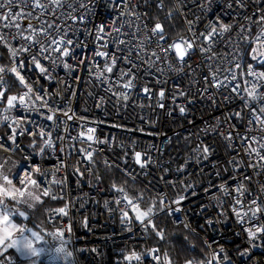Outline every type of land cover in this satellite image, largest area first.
Instances as JSON below:
<instances>
[{
  "label": "snow or ice",
  "instance_id": "1",
  "mask_svg": "<svg viewBox=\"0 0 264 264\" xmlns=\"http://www.w3.org/2000/svg\"><path fill=\"white\" fill-rule=\"evenodd\" d=\"M143 2L147 3L148 0ZM250 4L255 6V10L251 13L246 11ZM100 5L115 14L111 20V28L108 24L89 28L96 14V8ZM156 7L166 11L165 22L175 20L179 15L185 22L183 32L177 31L174 37L170 36L165 31V23L159 18H154L155 22L149 28L144 22L149 18L147 13H137L130 7V0H123V3L121 0H0V47L7 49L10 61L9 64H0V125L11 129L7 137L11 143L6 146V142L0 137V151L6 153L19 151L23 153L22 159L25 162V166L21 168L20 163L13 161L11 156L6 159L0 157V246H3L5 251L15 248L26 258H39L45 252V249L35 247L33 240L24 235L26 231L31 232V236L39 242L43 240L40 233L17 222V218L29 220L30 216L35 215L38 202L43 203L41 197L53 202L64 201L63 206L51 207L49 211L58 217H67L66 222L69 224L67 231H71L73 224L69 210L76 211L78 207L83 208L82 198H78L80 200L78 206L77 201L68 197L67 176L58 175L62 169L67 171L69 162L65 161L64 155H70L67 147L73 146L60 147L53 140V133L59 132L66 126V122L61 117L84 121L83 117L75 116L71 107V97L77 94L74 86L79 78L72 77L69 82L57 74V69L62 68L66 76H71L81 67H86L90 76H95L96 80L106 85L105 93H111V96L116 97L115 101L108 97L107 102L113 103L114 107L119 105L120 108L125 109L130 106L141 108L145 106L137 104L134 98L138 82L142 78L143 67L144 75L151 76L153 82L161 87L158 91H153L150 82H146L139 90L142 98L154 101L155 107L164 108L163 101L167 98V94L182 117L186 115L187 108L178 101L187 97V103L194 102L191 85L203 83L204 87L198 90L197 95L202 99L210 97L215 105L217 93L210 92L209 89L213 86L217 89H226L228 85L225 81L238 80L235 71L238 69L243 87L239 82L236 83L221 103L224 101L231 103L239 99L242 106L229 109L222 121L221 118H217L214 125H206L200 130L205 135L212 132L221 136L225 141V148L235 153L227 161L229 167L220 168L217 162L210 161L216 148L213 144L205 143L197 135L196 145L191 149L190 155L174 171L178 177L185 174L191 177L193 174L187 169L192 163L197 165L198 174L204 176V168L200 165L204 162L212 163L213 168L217 169L215 175L220 182L214 184L211 180L208 181L203 193L209 203L201 204L197 214L203 216L207 208L215 207L216 216L205 217V225L212 228L214 223H226L231 212L234 222L241 230L235 235L243 236L247 245V247L237 246L236 253L246 261V264L248 261H253V253L257 249H264V71H258L255 65L245 62V56L250 54L251 59L257 64L264 65V51H261L264 49V0H174L171 9L167 10L165 0H156ZM225 15L231 18V22H223ZM49 16L51 19H48ZM126 16L133 18L125 19ZM189 16L195 19H190ZM202 18H206L207 23L202 30L197 31L196 23ZM25 21L27 23H24ZM126 26L134 30L124 33L122 30ZM234 28L238 29L235 34H233ZM253 28L259 31L253 33ZM53 30L56 35L53 34ZM77 33L92 37L96 46L91 55L87 53L89 41L82 40ZM112 33L116 35L111 40L114 50L110 52L106 38ZM140 33H144V36L133 44ZM121 35H130L131 39H120ZM70 36L76 38L72 39ZM153 43L156 48L148 53L146 50L151 48ZM241 43L250 51L246 52L245 48L241 47ZM77 48L81 49L79 57L76 55ZM197 53L201 59L196 64V68L206 70L201 79L190 80L187 89L182 88L178 83L173 86L175 91L167 87L168 73L177 74L178 79L187 77L189 71L195 75V69L187 58ZM97 57L100 59L98 60ZM2 58L3 54L0 53V59ZM137 60L139 63L136 62ZM118 62L126 64L127 67L117 68ZM29 73H36V79L34 80ZM181 73L183 76H180ZM8 74L13 76L15 85L24 89L22 93L7 94L11 87L6 79ZM40 79L64 86L51 93L53 97L51 103L50 94L44 85L40 84ZM114 87L123 91H114ZM65 92L70 95L65 96ZM99 100L100 104L97 106L102 107L106 98L101 96ZM129 101L132 102L131 105ZM37 102H39L38 106ZM41 109H46V113ZM117 110L119 111V108ZM14 111L35 112L41 120H32L26 116L14 117L12 115ZM168 115L171 116L172 112L169 111ZM140 119L144 121L145 117ZM233 120L236 123H233ZM221 122L228 129L226 133L220 131ZM88 123V121L80 123L81 131L70 138L81 145H86L75 151L91 165L95 163L93 154L98 151L93 148V144H103L105 140L96 137V128L89 127ZM111 126L123 131L151 134L145 133L143 127L128 129L115 123ZM241 127L243 131L239 130ZM191 135L185 137L189 142ZM25 136L31 137L27 145L29 151L26 153L19 143V138ZM114 139L115 137H108L106 141L111 145ZM56 140L63 143L65 136L57 135ZM119 146L126 147L123 144ZM135 146L136 143L133 141L130 147L134 150ZM49 154L55 155L59 161L50 169H44L40 164L31 162L34 157L45 159ZM127 154L125 151L123 156L126 157ZM141 156V152L134 151L135 164L144 169L151 163V159L146 158L142 161ZM144 156L147 157L146 152ZM127 163L128 160L123 159V164L127 165ZM80 164L81 161L78 160L77 165ZM104 164L109 170L115 168L124 175L131 176L133 180L136 178L135 169L122 168L115 160L105 159ZM90 171L91 169L87 167L72 166V174L77 177V187L83 185L84 178ZM168 171L170 170L165 169V174ZM228 172H231V175L225 179L222 173ZM159 179L163 180L165 185L177 189L174 198L169 199L166 194L157 191L156 184L152 182H150L151 188L145 186L142 191L128 188L126 182L118 186V182L115 181L107 189L114 193V196L111 200L106 199L104 206L111 213H120L119 222L122 230L132 232L135 227H139L145 245L150 236L155 238L156 246H145L141 251L132 249L123 255L124 264H145L146 261L147 264H174V257L167 250L163 252L160 250L161 242L167 240L165 230L160 228L157 222L161 214L172 218L178 213L186 215L191 211L182 205L189 196L198 195L196 189L199 185L185 182L183 179L169 181L164 175ZM96 180L98 186L100 178L96 177ZM36 192L39 195L35 194ZM66 197L68 198L65 199ZM113 204L115 207H112ZM173 222L183 224L189 232L195 231L184 220H173ZM81 223L87 226L88 218L82 216ZM64 234L59 230L54 233L57 236ZM213 244L217 247L213 248ZM205 247L209 250L208 254L201 255L199 260L187 259L185 264H234L233 257L219 246L218 241L214 240L211 243L205 241ZM190 250H194V246ZM90 251L95 252L96 249ZM56 252L64 253L65 250L60 247ZM2 255L0 253V256ZM66 255L70 257L72 253L67 252ZM0 264H3V260H0ZM32 264L36 262L32 261ZM253 264H264V260H255Z\"/></svg>",
  "mask_w": 264,
  "mask_h": 264
},
{
  "label": "built area",
  "instance_id": "2",
  "mask_svg": "<svg viewBox=\"0 0 264 264\" xmlns=\"http://www.w3.org/2000/svg\"><path fill=\"white\" fill-rule=\"evenodd\" d=\"M171 1V6L173 5L174 0ZM123 3V0H121ZM149 2L153 3V6L156 7V0H148L147 3H144L143 0H130V7L134 8L137 13H147L149 17L144 22L147 23L148 27L151 28L155 22L152 19L149 12ZM166 4V3H165ZM159 12H166L157 9ZM167 10V6H166ZM187 11V9H184ZM255 10L254 5H249L246 9L249 13ZM166 14V13H165ZM199 15V13H197ZM114 13L107 10L103 5H100L96 8V14L93 17V22L89 25V28H93V26H99L101 24H108V27L111 28V20L114 17ZM165 16V15H164ZM133 17H125V19H130ZM190 19H195V17L189 16ZM51 19V16L48 17ZM177 19L181 22L182 31L184 29V20L177 15ZM160 20V19H159ZM162 22V20H160ZM35 21H33L34 23ZM223 22L229 23L231 22V18L227 15L223 17ZM24 23H27L25 21ZM71 23V21H69ZM207 23L206 18H202L196 23V30H202ZM79 27V25H77ZM134 29H129L127 26L122 30L124 33H129ZM238 29H233V34ZM253 33L259 31L257 28L252 29ZM53 34L56 35L55 30H53ZM115 33L108 36L106 39L109 42L108 51L114 50V45L111 44V40ZM77 36H80L82 40L86 39L89 41L87 47V53L91 55L94 47L96 46L93 42L92 37L83 35L82 33H77ZM144 36V33H140L139 37L136 41H133V44L139 42V39ZM174 37V36H173ZM70 38L75 39V36H70ZM120 39L130 40V35H121ZM15 44V41H13ZM121 47H124L121 45ZM241 47L245 48L246 52L250 50L247 46L241 43ZM255 47V45H253ZM156 45L153 43L151 48H148L146 51L150 53L152 49H155ZM261 51H264L262 49ZM0 53L3 54V58L0 59V64H9L8 60V51L6 48L0 47ZM81 53V49H76V55L79 57ZM244 55V53H241ZM135 58V54H134ZM99 60L100 58L97 57ZM189 63L195 69V75L191 71H189V75L183 79H178L177 74L168 73V85L167 87L172 88L174 84L178 83L182 88L187 89L189 85V81L192 79L200 80L201 76L206 73V70H202L200 68H196V64L201 59L199 53L196 55H192L187 58ZM70 63H75V61H69ZM102 62V61H101ZM139 63V60L136 61ZM245 62L251 63L257 67L258 71H264V65L257 64L256 61L251 59V55L245 56ZM160 67H164V65H159ZM119 67H127L126 64L117 63V68ZM237 72L238 80L237 81H225V84L228 85L226 89H217L216 87H211L209 89L210 92L217 93L216 95V104L214 105L211 102V98H201L197 95L199 89L204 87L203 83H198L191 85L192 94L195 97L193 103H187V97L181 98L178 103L186 106L187 113L185 116H180L178 108L175 107L172 103V99L170 96L166 94V99L163 101L164 108H159L154 106V101L145 100L142 98V94L140 93V88H142L146 82H150V87L153 91H158L161 87L153 82V78L151 76H145L143 67L141 69V79L138 82L136 92L134 93V98L136 99L137 104L145 105L143 108L141 107H133L130 106L128 108H120L119 105L116 107L113 106V103L107 102V98L111 97L112 101L116 100L115 96H111V93H105L104 88L106 85L101 84L100 81L95 79V76H90L89 71L86 67H81L77 71L73 72L71 76H66L65 71L60 68L57 69V74L59 77L64 78L71 82L72 77H78L79 79L76 81L74 86L76 95L71 97L72 103L71 107L74 110L76 117H83L84 121H88L89 127L96 128V137L100 140H105V143L93 144V148L97 149V152L93 154L94 164L89 165L87 160L84 159L81 154L75 151V149L80 147H86V145L79 144L78 141L72 140L70 137H75L81 128L79 127L80 123L84 121L81 120H67L64 117H61L62 120L66 122V126L62 127L59 132L53 133V140L56 141V144L60 147H67L69 145L73 147H67L68 153L70 155L65 154L64 159L66 162H69V167L67 171L61 170L58 175L67 176L68 178V197H70L73 201H77V205L79 206L80 200L78 198H82L83 200V208H79L76 211L69 210V215L73 219V224L71 226V231H67L69 228V224L66 222L67 217H58L49 211L51 207H60L63 206L64 201L57 200L55 202L49 201L46 198L47 204L44 206L43 212L46 219V236L51 243V251L48 255H46L42 259L43 264H124L123 255L127 254L130 250L136 249L137 251H141L145 246L153 247L156 245H152L150 243V239L148 238L147 245H145L144 237L141 235L139 227H135L132 232L127 230H122V225L119 222L120 213H111L104 206V201L113 199L114 193L107 191L110 186L105 185L103 177L96 173V168L98 164H104V160H115L117 164H120L122 168L126 169H135V180L132 179L131 176L122 175L126 179L127 182L135 184L138 186V191H142L145 186L149 188L152 187L153 184H156V190L160 193L166 194L169 199L174 198L177 189H173L171 185H165L163 180L159 178L164 175V178L169 181H178V179H183L185 182H192L198 184L199 187L196 189L198 195L189 196V198L183 202L182 207L185 209H191L188 211L186 215L182 213L176 214V216L169 218L171 223L177 227H183V224L174 223L173 220H184L189 223L191 227L195 230L194 232H189L192 236L199 238L204 244L205 241L211 243L212 241H218L219 246H222L226 252L233 257L234 264H246L244 259H241L236 253V247H247L244 243L243 236H237L235 233L240 232V227L238 224L234 222V218L232 217L231 212L228 214V219L226 223H214L212 228H208L205 225V217H215L217 209L215 207H209L206 209L205 214L203 216L198 215L199 206L201 204H208L209 200L203 193V188L207 186L208 181L211 180L212 183L218 184L219 178L216 177L215 171L217 169L213 168L212 163L204 162V164L200 165V167L204 168V176H200L197 172V165L190 163L187 171L191 172L193 175L190 177L187 174L182 177H178V174L174 171L177 167L182 165L185 159L191 153V149L195 147L197 142V135L200 139H203L207 144H213L216 148L215 153L210 157V161L217 162L220 168L229 167L227 165V161L235 155V153L225 148V141L223 138L216 133L209 132L205 135L201 129H203L206 125H214L217 121V118H221V121L224 117L227 116L229 109H236L241 105V101L236 99L229 103L228 101H221L225 96L229 95L231 92V88L236 84L240 83L241 87H243L242 81L240 80L239 70H235ZM115 73V69H114ZM36 79V73H29ZM183 76V73L180 74ZM223 78V77H221ZM6 79L8 80L9 85L11 87L8 89V95H16L18 93H22L24 89L20 88L18 85H15L13 82V76L11 74L6 75ZM164 79V77H161ZM40 84L44 85L45 89L49 92V102L53 97H51V93L57 91L58 88H63L62 84H57L55 82L48 83L47 81L40 79ZM17 87L16 92H11L12 89ZM114 91H123V89H119L114 87ZM92 94L91 96L89 94ZM65 96H69L70 93L65 92ZM233 95H235L233 93ZM104 96L106 98V102L102 107H98L100 104L99 97ZM55 99H59V97H55ZM131 101L129 104L131 105ZM39 102H37V106ZM119 108V111L117 110ZM42 112L46 113V109H41ZM171 111L172 115L169 116L168 112ZM12 115L15 116H26L32 120H41V117L35 113L29 112H13ZM140 117H145V120L142 121ZM192 123H189V122ZM95 122V123H91ZM236 123L235 120L232 121ZM51 124V122H48ZM115 123L116 125H123L128 129L133 128H141L145 129V133L142 134L138 131L128 132L123 131L119 128L112 127L111 125ZM28 127V125H25ZM243 131L241 127L239 129ZM220 131L227 132L228 129L221 122ZM11 129L0 125V137H2L3 141L6 142V146L11 142L7 140L8 135H10ZM191 135V141L185 139ZM57 135L65 136V141L61 143L56 140ZM108 137H115L112 144L109 145L106 141ZM171 138V139H169ZM31 137H20L19 143L21 144L24 152L29 151L27 145L29 144ZM135 141L136 146L133 150L130 145ZM125 145V148H121L119 145ZM154 145V147H152ZM127 151V156L124 157L123 153ZM134 151L141 152L142 161L146 158L151 159V163L147 165L146 168L141 169L139 165L134 162ZM147 153V157L144 156V153ZM16 158L17 162L20 163L21 168L25 166V162L22 159L23 153L19 151H13L7 153ZM123 159H127V165L123 164ZM80 160L81 164L77 165V161ZM32 163H38L44 169H50L52 165L58 164L59 161L56 159V156L53 154H49L45 159H41L40 157H34L31 161ZM72 166L77 167H87L90 168L91 171L86 174L84 178V183L81 187H77V177L72 174ZM165 169H169L166 174L164 172ZM222 175L227 178L228 175H231V172L222 173ZM96 177L100 178L99 185L97 186ZM155 193H153L154 195ZM66 197L65 199H67ZM112 207H115L113 204ZM143 207V205H142ZM82 216L84 218H88V224L85 226L81 223ZM204 227H201V226ZM184 228V227H183ZM185 229V228H184ZM62 231L65 234L63 236L54 235L57 231ZM186 230V229H185ZM63 247L64 253H57L56 249ZM217 245L213 244V248H216ZM95 248L96 251L92 252L90 249ZM207 249V248H206ZM209 250L207 249V252ZM71 252L72 256H67L66 253ZM255 260H264V249H257L253 253V261H248L247 264H253ZM147 264V261L145 262Z\"/></svg>",
  "mask_w": 264,
  "mask_h": 264
},
{
  "label": "trees",
  "instance_id": "3",
  "mask_svg": "<svg viewBox=\"0 0 264 264\" xmlns=\"http://www.w3.org/2000/svg\"><path fill=\"white\" fill-rule=\"evenodd\" d=\"M165 3L167 9H171V1L165 0ZM149 12L153 20H155L154 18H159L163 23H165V31L168 32L170 36H174L175 32L177 31H182L181 22L177 18L175 20L165 22L164 15L166 12H159L153 6V3L150 2ZM169 25H172V27H169ZM16 91L17 87L11 90L12 93ZM96 173L103 177L104 183L107 186L111 187L114 181L118 182V186L120 183L126 182L128 188L135 190L138 189L137 185L127 182L122 173L115 168L109 170L105 165L100 163L97 165ZM46 204L47 201L44 205L37 207V209L35 210V215L31 216L27 222L33 223L34 221H37L39 223H42L41 225L44 229H46V219L45 216H43V209ZM157 223L160 228H163L165 230V236L167 240V242H161L162 247L160 250L161 252L167 250L169 254L174 257V264H185V260L193 258L195 260H199L201 258V255L208 254L205 244L199 238L192 236L183 227H177L173 225L169 217L161 214L160 219ZM149 239L152 245H156L155 238L153 236H150ZM193 246L194 250H190Z\"/></svg>",
  "mask_w": 264,
  "mask_h": 264
},
{
  "label": "rangeland",
  "instance_id": "4",
  "mask_svg": "<svg viewBox=\"0 0 264 264\" xmlns=\"http://www.w3.org/2000/svg\"><path fill=\"white\" fill-rule=\"evenodd\" d=\"M44 213V212H43ZM44 216V215H43ZM18 223H21L23 225H26L28 228H31L33 231H37L40 233V235L43 237V240L37 242L34 237L31 236V232H25L24 235L29 237V239L33 240L34 246L37 248H43L45 249V252L39 257H29L26 258L24 255H21L20 252L16 251L15 248L12 249V253L8 254L7 251L2 249L0 253L3 255L0 256V260H3V264H32V261H35L36 264H43L42 259L49 254L51 243L48 240L47 236L44 234L42 223H39L37 221H34L33 223L26 222L25 220H22L21 218L17 219ZM15 238V237H14ZM4 254L6 257H4Z\"/></svg>",
  "mask_w": 264,
  "mask_h": 264
},
{
  "label": "crops",
  "instance_id": "5",
  "mask_svg": "<svg viewBox=\"0 0 264 264\" xmlns=\"http://www.w3.org/2000/svg\"><path fill=\"white\" fill-rule=\"evenodd\" d=\"M0 157H3V158H8L9 157V155H7L6 153H4L3 151H0ZM11 159L13 160V161H16L17 162V160L15 159V157H13V156H11ZM15 171V170H14ZM35 194H37V195H39V193L38 192H36ZM41 200H42V202L43 203H39L38 202V205H37V207H39V206H41V205H44L45 204V202H46V199L44 198V197H41ZM37 209V208H36ZM29 212H32L33 210H28ZM43 215H44V213H43ZM45 216V215H44ZM31 217V216H30ZM18 219V218H17ZM30 219V218H29ZM23 220V219H22ZM27 222V221H26ZM50 243V242H49ZM2 249H4V247L3 246H0V251L2 250ZM12 249L13 248H11V249H8L7 250V253L8 254H10V253H12ZM50 251H51V248H50ZM50 251H49V253H50ZM4 257H6V255L4 254ZM1 259V258H0Z\"/></svg>",
  "mask_w": 264,
  "mask_h": 264
},
{
  "label": "water",
  "instance_id": "6",
  "mask_svg": "<svg viewBox=\"0 0 264 264\" xmlns=\"http://www.w3.org/2000/svg\"><path fill=\"white\" fill-rule=\"evenodd\" d=\"M25 221H28V220H25ZM44 234L46 235V231L44 230Z\"/></svg>",
  "mask_w": 264,
  "mask_h": 264
}]
</instances>
